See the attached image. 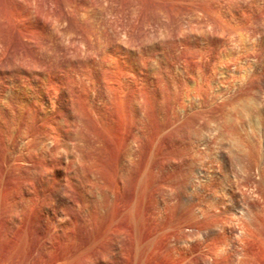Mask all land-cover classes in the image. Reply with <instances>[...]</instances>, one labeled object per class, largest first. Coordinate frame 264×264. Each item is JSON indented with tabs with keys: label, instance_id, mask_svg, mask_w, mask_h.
<instances>
[{
	"label": "rangeland",
	"instance_id": "rangeland-1",
	"mask_svg": "<svg viewBox=\"0 0 264 264\" xmlns=\"http://www.w3.org/2000/svg\"><path fill=\"white\" fill-rule=\"evenodd\" d=\"M0 264H264V0H0Z\"/></svg>",
	"mask_w": 264,
	"mask_h": 264
}]
</instances>
